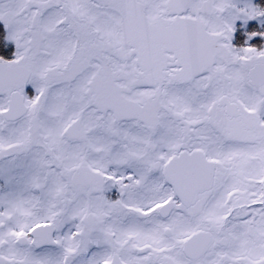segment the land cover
I'll use <instances>...</instances> for the list:
<instances>
[{"label":"snow or ice","instance_id":"1","mask_svg":"<svg viewBox=\"0 0 264 264\" xmlns=\"http://www.w3.org/2000/svg\"><path fill=\"white\" fill-rule=\"evenodd\" d=\"M0 25V264H264V0Z\"/></svg>","mask_w":264,"mask_h":264},{"label":"rangeland","instance_id":"2","mask_svg":"<svg viewBox=\"0 0 264 264\" xmlns=\"http://www.w3.org/2000/svg\"><path fill=\"white\" fill-rule=\"evenodd\" d=\"M0 28H3V27H0ZM27 88H28L27 89L28 91H31V86H27Z\"/></svg>","mask_w":264,"mask_h":264},{"label":"trees","instance_id":"3","mask_svg":"<svg viewBox=\"0 0 264 264\" xmlns=\"http://www.w3.org/2000/svg\"><path fill=\"white\" fill-rule=\"evenodd\" d=\"M1 27V26H0ZM0 32H3V28H0ZM10 50H11V48H10Z\"/></svg>","mask_w":264,"mask_h":264},{"label":"flooded vegetation","instance_id":"4","mask_svg":"<svg viewBox=\"0 0 264 264\" xmlns=\"http://www.w3.org/2000/svg\"><path fill=\"white\" fill-rule=\"evenodd\" d=\"M28 89V88H27Z\"/></svg>","mask_w":264,"mask_h":264}]
</instances>
